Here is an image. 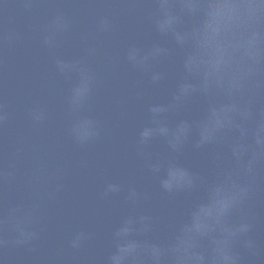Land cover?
<instances>
[{
    "label": "clouds",
    "instance_id": "9594fccd",
    "mask_svg": "<svg viewBox=\"0 0 264 264\" xmlns=\"http://www.w3.org/2000/svg\"><path fill=\"white\" fill-rule=\"evenodd\" d=\"M157 8V29L170 36L180 51L176 101H208L200 120L185 119L176 125L171 132L172 147L194 133L196 150L228 133L239 135L228 145V164L206 185L205 194L168 241L148 238L150 216L130 215L112 232L113 247L106 264H241L239 247L254 248V242L246 238L252 224L244 208L253 192L257 167L264 162V118L255 121L254 128L248 126L254 120L253 98L264 88V0H158ZM161 51L166 50L156 53ZM128 59L144 63L148 57L138 59L133 49ZM57 67L63 72L68 66L57 61ZM92 79L84 76L74 91V102L86 97ZM152 79L158 82L162 74L155 73ZM151 111L164 109L153 107ZM73 131L79 139L88 138L93 134L92 122L82 121ZM159 131L169 134L167 127ZM140 135L141 142H147L153 129L146 128ZM201 182L189 169L174 165L161 178L160 187L169 195L192 193ZM116 190L114 185L108 188ZM21 237L17 243H27L36 234L21 233ZM87 239L86 233H76L70 245L79 249Z\"/></svg>",
    "mask_w": 264,
    "mask_h": 264
},
{
    "label": "water",
    "instance_id": "95a60500",
    "mask_svg": "<svg viewBox=\"0 0 264 264\" xmlns=\"http://www.w3.org/2000/svg\"><path fill=\"white\" fill-rule=\"evenodd\" d=\"M108 191L0 161V264H106L114 228L130 215L152 218L148 238L166 242L195 202ZM252 224L239 247L241 264H264V208H244ZM79 232L89 237L79 249L70 245ZM21 233H35L17 243Z\"/></svg>",
    "mask_w": 264,
    "mask_h": 264
}]
</instances>
